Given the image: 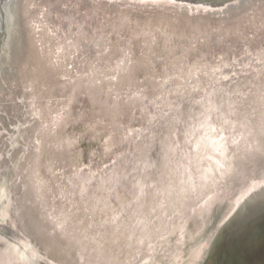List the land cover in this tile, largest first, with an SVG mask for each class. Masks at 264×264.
I'll return each mask as SVG.
<instances>
[{
	"label": "bare ground",
	"instance_id": "1",
	"mask_svg": "<svg viewBox=\"0 0 264 264\" xmlns=\"http://www.w3.org/2000/svg\"><path fill=\"white\" fill-rule=\"evenodd\" d=\"M88 1H0V165L5 163L2 146L10 142L13 147L17 141L9 129L12 117L20 112L31 116L27 158L23 165L16 163L11 188L18 207L15 214L21 221L18 214L24 211L25 228L41 247L47 242L44 247L55 253L57 264H66V256L56 252L51 230L44 231L28 217L31 208L46 221L49 216L58 233L97 264H152L139 253L155 247L173 201L177 207L190 205L193 193L184 188L189 181L198 186V170L214 159L213 132L207 126L211 119L207 112L219 90L211 93L213 85L223 83L220 97L241 92L240 105L234 108L245 109L240 127L258 146L249 151V158L260 152L264 156V46L247 43L249 32L264 31V0H202L211 5L196 6L206 11L190 15L173 0ZM195 2L182 4L189 7ZM65 12L72 18L65 28L70 37L63 42L64 33L54 19L65 24L66 17L60 16ZM57 32L61 44L53 43ZM231 39L242 45L237 59ZM136 45L144 53L134 58ZM217 46L224 50L212 61L208 55ZM242 60L237 73L235 62ZM136 73L142 75L139 80ZM125 85L132 88L124 90ZM122 114H127L126 122ZM77 122L104 138L98 163L109 159L110 164L78 167L76 136L68 130ZM186 135L198 145L190 156L186 154L188 158L172 157L175 148L169 141ZM193 152L199 155L196 163ZM146 170L152 173L149 178ZM157 170L164 174L163 182L149 187L156 183ZM3 192L4 180L0 197ZM217 192L212 191L209 199ZM156 199L168 207L151 204ZM15 226L11 228L19 238L6 233L7 224H0V264H23V233ZM196 229L190 241L198 234ZM178 231L182 242L180 226ZM185 246L183 241L168 248L177 264ZM31 249V263L39 264L37 250ZM203 250L204 245L195 244L188 264H195Z\"/></svg>",
	"mask_w": 264,
	"mask_h": 264
},
{
	"label": "water",
	"instance_id": "2",
	"mask_svg": "<svg viewBox=\"0 0 264 264\" xmlns=\"http://www.w3.org/2000/svg\"><path fill=\"white\" fill-rule=\"evenodd\" d=\"M83 1L86 4L89 3L88 0ZM173 1L178 4L176 6L186 8L185 10L188 11L189 15L190 13H201L206 11L199 7L196 8V6L211 5L210 1L205 2L197 0L194 6L190 5L188 7L182 4L184 0ZM109 6L111 7L110 3ZM115 12H119V10L115 9ZM208 56L212 61L215 59L214 57H210V55ZM221 85H218L217 87L215 85L212 86L211 93L215 92V88H219V90L216 91L218 94L212 97L211 112H207L209 117L211 116L210 123L207 126L213 132L211 141H213L214 151L211 156H214V159L208 164L205 162L206 165L204 170H198V180L200 181L198 186H196L194 182L189 181L187 184L188 187L186 186L184 188L185 190H188V192L193 193L191 196H193L192 198L194 199L190 201V205L195 204L197 201L199 202V205L190 208L188 202V204L185 203L183 207H177V202L173 201L172 205L169 204V206L171 205L173 207V210H170L167 208L168 204L164 203L162 205V201L157 202V199L153 200L151 204L165 205L164 207L167 208L166 219L164 222L166 228L163 230L164 233L161 234L163 237L159 235L155 239L156 249H152L151 252H148L147 254L144 253V250H142L143 253H139L141 256L144 254L143 258H146L144 259L145 263L148 262V260H152V264H176V260L171 259L174 256V252L168 251L169 254L162 255L163 247L165 246L168 249L171 246V248H174L184 241V244L186 245L184 248L185 253L180 260V264L189 263L190 259L194 256H192L191 251L195 244L204 245L202 257L197 260L195 264H264V156L262 152H260L249 158V151H251L253 147L258 146L254 143L255 141L249 140L246 131L240 127L239 119L242 120V115L245 112V109L236 111L234 108L236 104V107L240 105L238 100L241 92H238L237 95L236 93L230 94V98H227V96L220 97V93L224 91L222 90ZM204 96H206V94H204ZM85 103H87V99H84V105ZM16 114L17 116L12 117L11 119L13 125L9 126V129L12 134L14 133V138L20 142V145L18 146L19 148L16 146L17 141L13 147L10 142H8V145L5 147L2 146V152L5 154V163L0 165V181L4 180V192L0 197V224L2 222L7 224L6 233H13L18 238V234L12 230L11 227L19 225L18 227L21 228L23 234H21L20 240H22V248L25 251V256L23 254V264H32L31 256L34 250L31 249L30 252L28 250L30 247L37 250V253L34 254L36 256L35 258L39 261V264H57L55 253H49L48 249L44 247L47 245V242L44 241V246L41 243V247L39 241L34 239L33 235H31L30 229L27 230V228H25V223L27 222L25 221L26 218L23 214L24 211L21 213L22 216L17 213L18 216H20L21 221L15 214L18 207L15 201H13L12 196V180L15 176L13 174L15 172L16 163L22 161L20 165H23L27 158L28 149H25V147L30 141V132H28L30 123H28V121H31V116L29 117L21 112ZM123 115H125L124 120L126 122L127 114H122L121 116ZM20 125L22 128H20ZM19 132L22 133V135ZM179 137H183L182 133H180ZM169 142L175 148V151L173 152L174 154L171 156H177L181 159L188 158L191 154V149L198 145L193 141V137L190 135H186L184 139L180 138L178 140L175 138L173 139L172 137ZM119 148L116 149V151H119ZM16 149L17 151L14 152ZM24 149V153L21 154ZM149 151L148 162L151 163L153 161V154L151 153L152 150ZM195 154L196 153L193 152L192 157L196 163L199 155ZM114 155L116 156L117 154ZM254 156H256L257 159L250 160L251 158H254ZM208 157L210 156H207V158ZM107 164H110V161ZM111 165H113V163ZM84 170V172H86L91 169ZM148 170L153 173L152 167L148 168ZM148 170H146L147 178L152 175V173H150V175L147 174ZM206 170L211 177L206 176ZM154 173L156 183L149 186L152 188H155L158 184H161L160 182H163L160 178L164 175L160 170H157ZM208 181L209 183L207 184ZM166 185L168 186V183H166ZM204 187L205 191H202ZM212 191H216L217 193L214 197L209 199V197H211L209 194ZM151 193H153V190ZM34 207L39 208V204ZM31 211H33V213L29 211V213L26 212L29 214L28 217L35 222V225L41 227L44 231L51 230V242L53 246H55L56 252H62L65 254L66 264H97V262L89 257L86 251L76 248L65 236L59 234L55 229L56 227L51 225L49 216L45 214L50 222L46 221L42 214L40 216L35 215L34 213L37 209L31 208ZM51 218L53 219L52 216ZM53 221L55 220L53 219ZM203 221H205V223L204 228L201 231L200 224ZM57 223L58 222H56V224ZM179 226L183 231L182 242L180 241L181 232L178 231ZM197 227L199 228V231L197 232L198 234L194 236V240L190 241L189 235L197 230ZM160 238L163 240L159 241ZM205 241H207L206 244H204ZM162 243H164L163 246ZM80 251L82 252V256L79 254ZM170 259L172 260L171 263L169 262Z\"/></svg>",
	"mask_w": 264,
	"mask_h": 264
},
{
	"label": "rangeland",
	"instance_id": "3",
	"mask_svg": "<svg viewBox=\"0 0 264 264\" xmlns=\"http://www.w3.org/2000/svg\"><path fill=\"white\" fill-rule=\"evenodd\" d=\"M80 9H82L83 12L86 11L85 8H81L80 7ZM55 12H57V9L55 10ZM83 12H81V13H83ZM62 15H63V17H66L65 24L64 23H60L61 22V21H59L60 19H54V21H55L54 23H55V26H59L60 25L61 31L64 33V36H63L64 39L62 40L64 42L65 40L69 39V37H70V36H68V32L65 30V28H66V25H67V21L72 18V15L68 14L67 12L61 14L60 16H62ZM75 17L76 16H74V19L76 20L77 17L76 18ZM71 28H74V27L72 26ZM262 31L261 32L257 31L255 34H252L251 32H249V35H248L249 37H247V43L249 41L254 43L255 45L260 43V45H262V47H263L264 46V31L263 32ZM54 35H55V33H54ZM58 35L59 34L57 32V36L53 37V43H57L58 42L59 44H61V39H60V37H58ZM248 39H250V40H248ZM231 46H235L234 48H232L231 52L234 55L233 58L237 59L238 57H240L242 55V49H241L242 45H240V44L236 45V42L233 43V39H231ZM220 49L221 48L219 46H217L216 50H212V52H210V54L212 56H210V57H214V56H216L218 54L221 55L222 50H224V48H222V50H220ZM226 52H227V50H226ZM143 53H144V51L140 47H138L136 45V47L134 49V55H133L134 58H137L139 55H141ZM230 54L231 53H229V57H227L229 60L232 59V55H230ZM242 62H243V60L240 61V62H235L236 67L238 69L237 73H239V70H240V68H238V66L242 65ZM219 63L224 66V60L223 59H221L219 61ZM136 76H137L136 77L137 80H139L142 77V75L140 73H136ZM129 87L127 85H125L124 86V90L128 91V88L129 89L132 88V86H129ZM84 107H85L86 112H88L89 111L88 103H85ZM83 112H84V110H83ZM68 130L70 132L73 130L74 133H73V131H72V133L76 136L75 148H76L77 153H78V157H77L78 167H80V168H89L91 165L94 166L95 162L97 163L96 165H98L100 167L102 165L104 166L107 163H109V159H107V161H105V163H100V164L98 163V157L101 155V152L103 151V148H104V140H103L104 138L99 136V135H97V133H95L94 129L93 130H88V129L85 130L84 127L82 126V124H80V122H77V124L74 125V128L72 127V128H69ZM185 239H186V237H185ZM162 240L163 239H161V241ZM186 242H187V239H186ZM163 245H164V243H162V246ZM163 248L164 249L162 251V254L166 253V250L168 251L167 247L164 246ZM153 249H156V246ZM177 262H178V260H177ZM177 262H176V264H177ZM179 263H180V261H179ZM156 264H160V263H156Z\"/></svg>",
	"mask_w": 264,
	"mask_h": 264
},
{
	"label": "flooded vegetation",
	"instance_id": "4",
	"mask_svg": "<svg viewBox=\"0 0 264 264\" xmlns=\"http://www.w3.org/2000/svg\"><path fill=\"white\" fill-rule=\"evenodd\" d=\"M71 73V72H70ZM71 76V75H70Z\"/></svg>",
	"mask_w": 264,
	"mask_h": 264
}]
</instances>
